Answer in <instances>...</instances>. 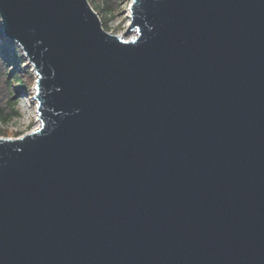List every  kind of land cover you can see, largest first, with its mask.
<instances>
[{
  "label": "water",
  "instance_id": "95a60500",
  "mask_svg": "<svg viewBox=\"0 0 264 264\" xmlns=\"http://www.w3.org/2000/svg\"><path fill=\"white\" fill-rule=\"evenodd\" d=\"M129 11L0 0L41 120L0 136V264H264V0Z\"/></svg>",
  "mask_w": 264,
  "mask_h": 264
},
{
  "label": "rangeland",
  "instance_id": "374dc122",
  "mask_svg": "<svg viewBox=\"0 0 264 264\" xmlns=\"http://www.w3.org/2000/svg\"><path fill=\"white\" fill-rule=\"evenodd\" d=\"M132 0H109L110 6L112 7L111 14H106L100 12V16L104 22V27L111 32L124 34L128 23H129V6ZM132 34L130 35V37ZM2 44V43H0ZM8 48L12 52H21L24 53L21 46L16 42H11L8 44ZM25 56V55H24ZM26 59V57H25ZM27 60L24 62V66L28 69L31 68V73H21V76L18 79H21L19 83H11L9 79V74L12 72L14 67L0 57V106L5 105L8 111H11V106L8 104V101H18L16 107L20 110L21 116L16 118L13 122L6 125L0 122V128L4 130V134L0 136L4 137H19L24 135L27 132L39 127V119L37 115V105L34 100V86L36 82V73L33 72V67L27 65ZM25 84L28 86V90L22 92L21 94H16L15 86L19 84ZM6 131H9L7 134ZM20 132L18 136H15L13 133ZM7 134V135H6Z\"/></svg>",
  "mask_w": 264,
  "mask_h": 264
},
{
  "label": "trees",
  "instance_id": "16d2710c",
  "mask_svg": "<svg viewBox=\"0 0 264 264\" xmlns=\"http://www.w3.org/2000/svg\"><path fill=\"white\" fill-rule=\"evenodd\" d=\"M91 5L100 12H104L106 14H111L112 7L110 6L109 0H89ZM104 24V22H103ZM0 57L10 63L14 68L12 72L9 74V79L11 83H19L21 79H18L21 76V73H31V68H26L24 66V62H26L25 56L21 52H12L8 48V44H10L11 40L6 37V34L3 30V27L0 25ZM19 76V77H18ZM16 94H21L22 92L26 93L28 90V86L24 83L19 84V86H15ZM22 99L18 101H8V104L11 106V111H8L5 105L0 106V122L4 125L13 122L16 118L21 116L20 110L16 107V104L20 102ZM9 134V131H6ZM5 132L0 128V135H3ZM20 132L13 133L15 136H18ZM6 134V135H7Z\"/></svg>",
  "mask_w": 264,
  "mask_h": 264
},
{
  "label": "bare ground",
  "instance_id": "6f19581e",
  "mask_svg": "<svg viewBox=\"0 0 264 264\" xmlns=\"http://www.w3.org/2000/svg\"><path fill=\"white\" fill-rule=\"evenodd\" d=\"M130 12V11H129ZM130 14V13H129ZM129 16V15H128ZM130 20V19H129ZM134 34H132V36H133ZM35 90V89H34ZM36 104H37V102H36ZM38 115V114H37ZM38 119H39V117H38ZM39 123H40V125H41V120L39 119ZM39 125V126H40Z\"/></svg>",
  "mask_w": 264,
  "mask_h": 264
}]
</instances>
